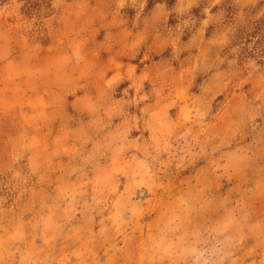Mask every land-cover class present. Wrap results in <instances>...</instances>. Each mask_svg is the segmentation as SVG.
Listing matches in <instances>:
<instances>
[{
    "label": "rangeland",
    "instance_id": "obj_1",
    "mask_svg": "<svg viewBox=\"0 0 264 264\" xmlns=\"http://www.w3.org/2000/svg\"><path fill=\"white\" fill-rule=\"evenodd\" d=\"M0 264H264V0H0Z\"/></svg>",
    "mask_w": 264,
    "mask_h": 264
}]
</instances>
